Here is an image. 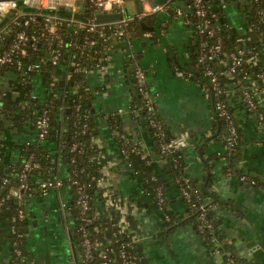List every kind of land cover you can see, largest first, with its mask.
<instances>
[{
  "label": "trees",
  "instance_id": "16d2710c",
  "mask_svg": "<svg viewBox=\"0 0 264 264\" xmlns=\"http://www.w3.org/2000/svg\"><path fill=\"white\" fill-rule=\"evenodd\" d=\"M184 1L190 6L186 19L194 26L193 45L189 50L191 61L186 66L194 67L199 80L206 84L215 103L219 100L226 103L231 123L237 131V138L228 142L230 122L216 111L214 134L217 135L213 138L222 137L227 149L224 153H213L204 159V167L206 170H211V162L225 159L226 174L236 175L239 179L244 177L242 180L244 183L264 189L263 177L252 175L240 167L247 142L238 116L239 109L247 112L257 133L264 134V0H246L248 4L241 6L242 29L230 26L224 0H205L207 14L211 18V27L216 29L214 35H209L207 32L200 33L196 29L203 19L192 9V0ZM164 10L176 14L173 1L166 3ZM213 13L216 14L214 18ZM159 20V12H155L117 25L97 27L93 31L80 27H65L61 30L64 47L60 61L55 65L48 62L40 71L33 70L29 66L48 59L55 51L54 46L51 49L47 46L46 23L43 18L39 17L37 24L26 27H16L11 24V33L4 41H0V50L6 48L19 29H26L29 33H36L40 37L34 47H29L22 68L7 65L0 69V81L3 77L9 76V89L0 88V202H2L0 231L4 232L10 247L9 264H15L20 260L17 250L23 248L25 241L21 235L31 224L32 216L29 208L31 203L42 201L46 193L42 184L47 179L61 181V189L67 193L66 209L75 223L72 238L76 252L79 253L81 248V236L76 231L80 226V210L77 204V186L72 183L74 179L87 185L91 213L95 216L92 225L100 228L99 239L110 241L114 250L111 254L118 256L119 247L114 242V238L120 213L115 210L108 213L104 209L105 187L99 185V180L105 176L102 163L97 157L100 154V147L95 142V138L101 136L98 117L103 114H99L94 108L89 76L92 70L106 62L109 48L114 41H129L141 37L148 32L143 27L142 21L145 26L155 27ZM117 28L124 30L121 38L114 33ZM86 40H92L94 44L91 47H83ZM203 41H207L209 46L220 43L221 52L212 61L200 65L198 60L204 51L201 47ZM239 49L242 53H239ZM233 54L241 58V63L237 65L235 72L232 71ZM256 56L259 60L254 62ZM73 62H77L78 66L73 65ZM206 67L213 68L216 73L220 82V92L216 93L211 87L205 73ZM64 70L69 78L65 81V85H62ZM37 76L41 77L45 88L44 104L40 102V98H33L35 93L33 79ZM252 84L257 86V91H253ZM247 91L253 95L255 108L247 103ZM138 95L139 106L134 110L137 111L139 122L156 143L154 148L156 159L150 156L143 157L138 152L140 146L135 145L128 138L121 137L123 132L120 130V135L118 134L120 125L115 119L117 116L110 117V131L118 136L119 144L126 151L123 166L134 177L141 192L138 196H130L131 200L136 201L141 207L149 204L160 211L162 228L159 234L160 238L165 240H168L172 231L178 226L193 223L198 229L202 213L200 205L204 204L206 218L212 222V227L198 229L201 237L210 246L213 245V239L224 241L226 235L221 228L223 221L217 217L214 207L229 206V201L219 197L214 191L215 177L209 175L205 182L198 185V182L191 179L185 170L186 164L181 149L173 153L162 150V141L166 142L170 138L166 134L164 137L161 136L163 127L158 129L152 126L144 107L143 96L139 93ZM45 106L50 108V130L45 139L35 138L20 142L9 138L8 133L13 130L21 132L30 126L35 131L34 122ZM154 118L158 123H162L157 112ZM6 125H9V129H6ZM28 159L39 163V167L29 172L26 180L28 188L21 190L24 200L19 202L17 198L9 195L13 188L21 185V174ZM61 164L66 168L65 176L59 174ZM154 177L157 179L155 180ZM170 186H176L178 189V199L183 206L185 217L182 216L181 211L170 210L171 197L168 193ZM158 187L163 189L164 201L161 204L158 203ZM184 188L189 192V197L184 195ZM20 211L24 212L22 217ZM223 249L226 252L225 258L231 264H254V258L243 257L233 243L226 242Z\"/></svg>",
  "mask_w": 264,
  "mask_h": 264
},
{
  "label": "crops",
  "instance_id": "0c3cea01",
  "mask_svg": "<svg viewBox=\"0 0 264 264\" xmlns=\"http://www.w3.org/2000/svg\"><path fill=\"white\" fill-rule=\"evenodd\" d=\"M128 1L132 2L133 12L126 5ZM171 1L176 14L161 10L156 26H148L152 30L146 29L147 33L129 41H114L106 62L90 73L93 105L99 114H103L98 117L101 136L95 138V142L100 147L97 157L102 163L106 185L128 198L141 193L134 177L123 166L126 151L119 144L118 136L110 131V117L117 116L118 134L120 130L123 132L121 137L140 146L138 152L143 157L156 159V143L134 110L139 97L135 69L140 68L146 73V86L162 121L164 134L170 139L185 141L181 151L188 176L200 185L207 176L213 175L214 191L228 200L229 206L214 207L217 217L223 221L221 228L226 238L224 241L213 239L210 246L193 223L178 226L168 240L160 238V211L149 204L141 207L133 200L138 209L129 212L127 228L132 235L133 251L139 264H231L223 251L226 242L233 243L243 257L254 258V264H264V189L244 183L236 175L226 174L225 159L211 162V170L204 167V159L213 153H224L227 147L222 137L213 138L217 135L214 134L217 119L214 97L206 84L199 80L194 67L186 66L191 61L189 50L193 45V29L186 19L189 7L184 0H166L164 4ZM224 2L230 26L242 29V0ZM156 5H160L157 0L154 3L139 0L141 12ZM125 8L130 18L138 16L136 0H126ZM68 78L66 72L62 85ZM33 84L35 93L40 99H45L42 79L35 77ZM0 88L9 89V76L1 79ZM239 110L247 142L240 167L264 178V134H258L251 116ZM8 136L20 142L36 138L30 126L21 132L10 131ZM59 174L66 175L62 164ZM168 193L170 210L181 211L185 217L177 187L170 186ZM67 198L65 190L50 189L42 201L31 203V224L23 245L30 264H72L75 223L66 209ZM9 259L10 247L4 232L0 231V264H9Z\"/></svg>",
  "mask_w": 264,
  "mask_h": 264
},
{
  "label": "built area",
  "instance_id": "2783aa9c",
  "mask_svg": "<svg viewBox=\"0 0 264 264\" xmlns=\"http://www.w3.org/2000/svg\"><path fill=\"white\" fill-rule=\"evenodd\" d=\"M84 1L85 0H82L81 7L76 5V0H24L22 2H1L0 21L6 16H9L10 18L7 24L0 29V41H4L5 37L11 33V24L15 25L16 27H26L37 24L39 22V17L43 18L46 23L45 29L47 31V34L45 35V40H47V46L49 47V49L53 48L54 46L55 51L54 54H52V56L48 59L43 60L42 62L33 63L29 66V68L33 70L40 71L46 63L50 62L55 65L60 61L62 48L64 47V39L61 30H63L65 27H80L86 28L88 31H93L97 27H104L106 25L115 24L117 25L119 23L127 22L135 18L124 17L123 20L116 23H96L95 15L97 13L124 12L126 0H89V15L85 18L84 21L75 20L73 18L60 17L56 13L49 12L52 10H70L72 12L83 10L85 8ZM142 1L147 2V0ZM192 1V9H194L196 11V14L203 19V22L198 24L196 26V29H198L200 33L207 32L209 35H214L216 29L211 27V18H209L207 14L208 8L206 5V1ZM165 5L166 4L156 5L144 12H141L137 17L141 18L145 15L164 10ZM188 7L190 9V6ZM11 10H14V12H11ZM212 17H216V14L213 13ZM191 26L192 28L194 27L193 25ZM114 33L117 37L121 38L124 35V30L121 28H117ZM39 39L40 37L39 35H36V33H29L26 29H19L15 33L10 44L6 48L0 50V69L5 68L7 65H16L17 68H22L24 64L23 60H25L28 56L29 47H34L38 43ZM93 44L94 41L86 40L83 47H91ZM201 47L204 49V51L202 52L198 60V63L200 65L205 64L208 61H212L213 58L218 56V54L221 52L220 43L209 46L207 41H203L201 42ZM239 53H242L241 49H239ZM253 60L254 62H257L259 60L258 56H256ZM240 63L241 58L238 55L233 54L232 71L235 72L237 65H239ZM73 65L78 66V63L73 62ZM205 73L213 90H215L216 93L220 92V82L213 68L206 67ZM135 78L137 92L143 96V99L145 101L144 107L146 108V112L149 115L150 123L153 127L162 129V125L158 123L154 118L156 107L146 86L145 71L140 68H136ZM252 87L253 91H257L256 85L252 84ZM33 98L39 99L40 97L36 93H34ZM246 99L249 106H251L252 108L256 107L252 93L247 91ZM40 102L44 104L45 99H41ZM137 106H139V102L136 103L134 108H137ZM215 109L221 117H224L230 122V136L228 138V142H232L237 138V131L236 127L231 123V116L227 109L226 103L220 100L217 101L215 103ZM34 125L36 138L40 140L45 139L50 130L49 107L45 106L38 113ZM161 136H165L164 132ZM184 144L185 141L183 139H170L166 142L162 141L161 146L163 151L173 153L177 149H181ZM37 167H39V163L32 162V159H28V161L25 162V166L21 174V185L17 188H13L9 196L17 198L19 202H22L24 200L21 190L28 188V183L26 181L28 178V174L30 171ZM154 179L156 180L157 178L154 177ZM242 179H244V177H242ZM72 183L77 186V204L79 205L80 210V226L76 228V231L81 236V248L79 250V253L74 249L75 256L72 264H139L137 255L133 250L131 251V249L133 248V238L129 229L127 228V219L129 218V212L136 211L138 209L136 205L137 203H134L128 197L116 193L113 188L108 187L106 185L107 180L105 178L99 180V185L105 187V191L103 193L104 209L108 213H111L112 210L120 213V217L116 222L117 231L115 232L114 238V242L119 247L117 252L118 256L116 257L115 255L111 254L114 251L113 247L111 246V242L106 239L100 240L98 237L99 235H101L100 228L98 226L92 225V220L95 218V216H92L91 213L92 207L89 194L87 193V185L85 183H81L76 179H74ZM61 186V181H52L51 179H47L42 184V188L46 193L50 189H61ZM183 192L186 197L190 196L186 188L183 189ZM157 197L159 200L158 203L161 204L164 201L163 189L161 187H158L157 189ZM1 205L2 202H0V206ZM200 209L202 213L200 215L201 223L199 224V229L203 230L206 227L211 228L212 222L206 218L205 214L206 206L204 204H201ZM20 213L22 217L24 215V212L20 211ZM27 231L28 228L25 230L24 234L21 235L22 239L24 240L26 239ZM17 255L20 256V260L15 262V264H30L24 248H22L21 250H17Z\"/></svg>",
  "mask_w": 264,
  "mask_h": 264
},
{
  "label": "water",
  "instance_id": "95a60500",
  "mask_svg": "<svg viewBox=\"0 0 264 264\" xmlns=\"http://www.w3.org/2000/svg\"><path fill=\"white\" fill-rule=\"evenodd\" d=\"M22 1H24V0H0V3L1 2H22ZM151 1L154 3V0H151ZM165 1L166 0H157V2L160 4H164ZM136 3H137L138 13L140 14L141 11H140V7H139V0H136ZM242 4L247 5L248 1L242 0ZM76 5L81 7L82 6V0H76ZM84 5H85V8L83 10H77L76 12H72L70 10H52L49 12L50 13H56L60 17L73 18L75 20L84 21L85 18L89 15V8H88L90 5L89 0H85ZM11 12H14V10H11ZM124 16L127 18L130 17V14H129L127 8L124 9V12L97 13L95 15V21L98 24L116 23V22L123 20ZM9 18H10L9 16H6L4 19H2L0 21V29L7 24V22L9 21ZM142 24H143V27L145 29H150V30L153 29L152 27L149 28L148 26H145L143 21H142ZM65 76H66V70H64L62 73L61 84L64 83ZM5 127H6V129H9V125H6ZM163 180H165V179L163 178Z\"/></svg>",
  "mask_w": 264,
  "mask_h": 264
},
{
  "label": "rangeland",
  "instance_id": "374dc122",
  "mask_svg": "<svg viewBox=\"0 0 264 264\" xmlns=\"http://www.w3.org/2000/svg\"><path fill=\"white\" fill-rule=\"evenodd\" d=\"M132 2L131 1H128L127 3H126V5H127V7L129 8V11L130 12H133L134 10H133V5L131 4ZM37 77H40V76H37ZM41 78V77H40Z\"/></svg>",
  "mask_w": 264,
  "mask_h": 264
}]
</instances>
